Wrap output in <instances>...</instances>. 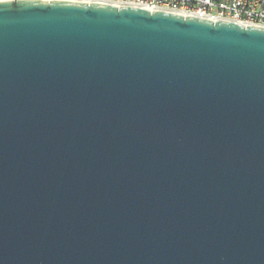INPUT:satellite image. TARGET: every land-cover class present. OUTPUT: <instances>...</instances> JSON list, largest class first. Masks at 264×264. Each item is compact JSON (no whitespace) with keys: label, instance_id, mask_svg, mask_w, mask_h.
<instances>
[{"label":"water","instance_id":"1","mask_svg":"<svg viewBox=\"0 0 264 264\" xmlns=\"http://www.w3.org/2000/svg\"><path fill=\"white\" fill-rule=\"evenodd\" d=\"M0 264H264V27L0 1Z\"/></svg>","mask_w":264,"mask_h":264},{"label":"built area","instance_id":"2","mask_svg":"<svg viewBox=\"0 0 264 264\" xmlns=\"http://www.w3.org/2000/svg\"><path fill=\"white\" fill-rule=\"evenodd\" d=\"M17 1V0H0ZM137 6L147 10H164L182 16H196L212 22L230 21L245 26L264 27V0H67Z\"/></svg>","mask_w":264,"mask_h":264}]
</instances>
